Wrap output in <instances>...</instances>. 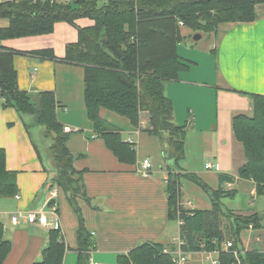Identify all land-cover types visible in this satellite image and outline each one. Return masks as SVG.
<instances>
[{
  "label": "crops",
  "instance_id": "0c3cea01",
  "mask_svg": "<svg viewBox=\"0 0 264 264\" xmlns=\"http://www.w3.org/2000/svg\"><path fill=\"white\" fill-rule=\"evenodd\" d=\"M255 14L253 22L222 23L216 33L201 34V40L208 41L207 46L182 48L179 44V57L190 65L165 89L174 107L175 122L187 126L185 158L173 173L180 175L181 181L192 183L195 182L182 175H194L212 191L236 192L234 186L245 183L253 197L264 195H258L253 181L239 177L247 158L243 144L236 139L233 122L239 115H253L249 95H264V4L256 6ZM94 23L91 19L76 21L81 28L91 27ZM185 29L188 28H182L185 39L194 34ZM78 41L77 28L67 22H58L52 34L4 40L0 45L22 53L14 57L20 90L33 95L53 92L59 103V122L63 128L75 130L69 133L68 146L77 156L74 166L82 173L86 193V198H79L78 204L96 247L89 253L88 264H121L120 256L145 243L161 244L174 250L181 231L179 220L170 219L166 182L170 172L165 157L168 148L162 137L148 132V114H142L140 127L143 129L137 133L138 128L129 119L116 125L113 121L119 119L118 114L101 112L108 124L121 132L124 142L132 139L136 143V164L120 162L98 137L88 118L84 68L32 54L52 50L62 60L68 46ZM30 122L29 117L21 116L14 108H0V149L6 152L7 169L18 174L19 189V199L0 198V222L4 225L6 239L12 242V251L4 264H33L42 260L43 251L49 244L50 228L39 223L30 224L24 216L32 210L49 212L53 203L58 204L62 236L69 249L64 264H78L79 218L66 194L54 182L56 170L50 155L43 154L33 132L30 134L26 129L25 124ZM144 159L152 163L148 177L138 171ZM181 184L182 207L212 210L211 203L202 197H195L196 201L185 199V185ZM228 211L242 217L258 218V225L251 224L242 231L241 246H244V252H264L262 237L256 241L242 237L246 230V233H253L261 229L259 232L264 234L263 216ZM19 214L22 215L19 223H13V216ZM256 243L261 248H256ZM187 255L185 264H215L218 261L217 253Z\"/></svg>",
  "mask_w": 264,
  "mask_h": 264
},
{
  "label": "trees",
  "instance_id": "16d2710c",
  "mask_svg": "<svg viewBox=\"0 0 264 264\" xmlns=\"http://www.w3.org/2000/svg\"><path fill=\"white\" fill-rule=\"evenodd\" d=\"M260 4L264 0H8L0 4V20L9 21L7 27L0 28L1 42L52 34L58 22H67L78 29L79 41L68 46L64 59H58L52 50L32 54L84 68L88 118L98 137L120 162L135 165L136 150L101 116L103 110L129 119L135 128H139L142 114L147 113L150 134L162 137L165 143L163 135L169 134L173 148L165 157L170 172L167 182L170 219L182 221L180 238L186 243V252L217 253L218 264H264V252L240 250L242 231L251 224L258 225V218L237 216V224L232 221L231 228H224L221 218L230 211H224L222 199L234 196L235 192L212 191L189 174L182 176L206 190L213 207L202 211L181 206L182 177L173 171L185 158L187 126L175 122L174 107L165 89L190 65L177 51L185 39L180 22L195 34L211 35L222 23L253 22L256 6ZM78 19H91L95 23L81 28L76 25ZM18 54L22 53L0 45V108H14L21 116L29 117L31 122L25 126L30 134L35 129L32 127L41 126L44 135L52 138L49 149L55 161L54 182L66 194L79 218L78 264H88L89 253L96 247L78 204L86 193L82 173L74 166L77 156L68 146L71 136L64 132L57 118L59 103L53 92L33 95L20 90L14 66ZM249 96L253 115H239L233 122L236 139L243 144L247 158L239 177L253 181L258 195H264V95ZM6 158L5 150L0 149V198H14L19 192L18 174L7 169ZM228 239L233 246L226 249ZM68 250L61 231L51 229L42 260L33 264H64ZM165 250L164 245L145 243L119 260L121 264H175L173 256ZM11 251L12 242L6 239L0 222V264L5 263ZM234 251L239 253V260Z\"/></svg>",
  "mask_w": 264,
  "mask_h": 264
},
{
  "label": "rangeland",
  "instance_id": "374dc122",
  "mask_svg": "<svg viewBox=\"0 0 264 264\" xmlns=\"http://www.w3.org/2000/svg\"><path fill=\"white\" fill-rule=\"evenodd\" d=\"M8 25H9V21L0 20V27H7ZM185 31L188 33V29H185ZM195 36H196L195 33L191 36H187V38L180 43L179 47L189 48L191 45H200V46H205V45L207 46L208 45V41L206 39L197 40V41L194 40ZM115 116H117V114ZM117 118H119V119L113 121V123L116 125H122L123 120L127 121L126 118H123L119 115L117 116ZM127 123H129V122H127ZM129 127H130V125L127 126L128 129H129ZM33 128H35V129H33ZM32 129H33V138H34L35 142L37 143L39 148L43 151V154L45 156H47V155L51 156L52 162L55 166V161H54L53 155L49 149L50 145L52 144V138H47L44 135L45 130L41 126H39V127L34 126V127H32ZM36 130H39V133ZM163 136L166 140L168 152L172 151L173 147H172V144L169 143V134L164 133ZM136 149H137V147H136ZM181 182L185 185V190H184L185 195H186L185 199L187 197V199L192 198L193 201H196L195 197H197V198L202 197V198H204L205 201H207L208 203H211V205H212L210 195L200 185H198V184L196 185L195 183H192V182H190L188 180H184V179ZM234 189L236 190L234 196L224 197L222 199L224 211L226 212L228 210H232L235 213H237V211L259 213L261 216H263V225H264V196H254L253 197L250 193V189H249L248 185H246L245 183L236 184L234 186ZM80 190H79V192L81 194H83L82 189H80ZM225 215L226 216L221 218V221L223 222L224 228L225 227H226V229L231 228L232 221H234L235 224H237L235 218L239 215H235L232 212L226 213ZM238 218H240V217H238ZM238 225L244 226L243 223H241V224L238 223ZM262 229H264V227ZM260 230L261 229H256L253 233H250V232L246 233V231H247L246 230V231H244L242 237L246 240H248V237H249V238H252L254 241H256V239L260 238V237H262V239H264V234L262 232H259ZM227 241H232V240L228 239ZM255 247L261 248L259 243H256ZM243 249H244V246H241L240 250L243 251ZM213 258H216V256L214 255ZM208 264H211V263H208Z\"/></svg>",
  "mask_w": 264,
  "mask_h": 264
},
{
  "label": "built area",
  "instance_id": "2783aa9c",
  "mask_svg": "<svg viewBox=\"0 0 264 264\" xmlns=\"http://www.w3.org/2000/svg\"><path fill=\"white\" fill-rule=\"evenodd\" d=\"M7 0H0V4L3 2H6ZM68 1V0H64ZM180 26L183 27L184 23L180 22ZM1 44V41H0ZM143 129V126H139L137 129V133H140V131ZM65 133H71L74 132V130L70 127L64 128ZM128 144L132 146L134 150H136V143L132 140H128ZM208 168H213L212 165H208ZM152 169V163L148 159H144L142 163L139 166L138 171L142 176L148 177L151 174ZM169 181V177L166 179V182ZM16 198L19 199V196L16 195ZM49 212L45 211V209H39V210H32L30 212H27V214L24 216L30 224H36L39 223L41 226L50 228L53 230H60L62 234V226L60 222V217L58 213V204L53 203L49 207ZM21 214L14 215L12 218V222L15 224L19 223V220L21 218ZM179 224H182V221L179 220ZM185 242L181 238H178L175 241L176 248L174 250L166 249L165 251L170 253L173 256V261L175 264H185L188 260V252L184 250ZM233 246V242H228L225 247L227 249L231 248ZM234 256L239 260V253L237 251H234ZM91 264H99L98 262H90ZM215 264H218V261L215 262Z\"/></svg>",
  "mask_w": 264,
  "mask_h": 264
},
{
  "label": "water",
  "instance_id": "95a60500",
  "mask_svg": "<svg viewBox=\"0 0 264 264\" xmlns=\"http://www.w3.org/2000/svg\"><path fill=\"white\" fill-rule=\"evenodd\" d=\"M202 39V35L201 34H196L195 39L194 40H201Z\"/></svg>",
  "mask_w": 264,
  "mask_h": 264
},
{
  "label": "bare ground",
  "instance_id": "6f19581e",
  "mask_svg": "<svg viewBox=\"0 0 264 264\" xmlns=\"http://www.w3.org/2000/svg\"><path fill=\"white\" fill-rule=\"evenodd\" d=\"M7 1H8V0H7ZM183 27H184V26H183ZM73 130H74V129H73ZM74 131H75V130H74ZM228 242H231V241H228ZM228 242H226L225 245H226ZM225 248H226V247H225ZM226 249H227V248H226Z\"/></svg>",
  "mask_w": 264,
  "mask_h": 264
}]
</instances>
